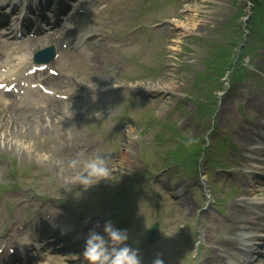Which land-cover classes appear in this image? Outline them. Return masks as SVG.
Instances as JSON below:
<instances>
[{"label": "rangeland", "instance_id": "1", "mask_svg": "<svg viewBox=\"0 0 264 264\" xmlns=\"http://www.w3.org/2000/svg\"><path fill=\"white\" fill-rule=\"evenodd\" d=\"M107 2L111 5L108 10L86 18V28H82L99 32L102 38L107 35L108 42L114 45L131 43L129 49L105 51L85 60L78 56V47H73L70 52L61 53L57 62L65 84L79 85L86 94L78 92L61 107L57 106L60 103L47 102L49 112L57 106L56 111L45 118L46 124L32 127L14 111L0 106V125H5V135L0 137V160L3 159L0 205L4 204L0 227L5 233L10 231L2 224L12 209L22 220L28 211L55 218L66 214L71 219L74 212L70 205L72 209L83 207L101 217L96 222L104 224L109 215H117L113 212L112 194L126 195L130 188L133 194L130 203L137 202L123 214L120 226L128 231V244L139 250L142 264H153L157 258L163 264H217L219 260L225 264L227 259L223 257L212 258L209 246L224 237L223 233L219 235L217 225L226 218L232 202L248 200L255 217L264 220V151L260 152L264 149V49H246L244 74L239 80L233 77L223 80L221 93L206 89V80L195 82L191 91L189 86L197 78L195 74L203 75L205 66H217V42L221 44L227 38L240 44L245 39L243 20L251 13L250 3L248 0ZM258 9L264 10V0ZM241 12L240 19L234 20ZM170 14L184 20L189 30L183 34L179 27H174L180 24L169 25L165 19ZM154 20L157 22L153 23ZM248 28L251 30L250 22ZM262 34L263 30L254 29L255 38L249 40V46L264 45L257 39ZM158 39L160 44L154 45ZM170 39L173 41L170 49L158 55L163 42ZM12 51L21 55L20 48ZM138 77L150 83L137 87L133 81ZM153 78H158V82L152 84ZM161 80L162 87L169 90L156 94L150 86H157ZM215 81L217 78L209 76L211 87H217ZM56 87L61 90L63 84ZM135 88H143L150 94L142 96ZM206 92L215 95L211 98ZM136 97L138 100H134ZM79 109L77 115L68 119V113ZM31 117L39 118V114ZM50 121L53 125L48 128ZM18 125L21 126L17 128ZM242 128L254 134L243 151ZM157 130L162 140L167 141L162 147L154 140ZM195 140L200 143L216 140L217 145L222 142L224 154L218 155L223 160L221 167L206 172L209 160L206 156L202 158L204 147L195 144ZM187 143L192 146L190 151L186 150ZM126 153H131L132 163ZM97 155L106 158L108 180L84 191L73 183L74 178L83 172L82 162ZM240 155L249 161L247 165L239 161ZM73 161L80 163L74 165ZM193 169L198 177L188 178L185 171ZM12 172L13 192L1 191L9 187ZM236 180H240V186L233 183ZM244 190L248 195L242 194ZM116 200L120 203L118 194ZM156 219L160 220L161 235L148 251L142 238ZM237 233L252 235L240 225ZM186 236L190 237L189 242L183 240ZM263 243L256 240L252 243L255 255L247 254V261L264 258ZM54 255L49 254L44 264H82V258L57 261ZM154 255L155 259H150Z\"/></svg>", "mask_w": 264, "mask_h": 264}, {"label": "clouds", "instance_id": "2", "mask_svg": "<svg viewBox=\"0 0 264 264\" xmlns=\"http://www.w3.org/2000/svg\"><path fill=\"white\" fill-rule=\"evenodd\" d=\"M80 163L73 161V164ZM83 172L74 178L73 183L80 186L84 191L99 184L102 180H108L109 169L106 158L97 155L94 158L85 160ZM97 224L90 229L80 253L82 264H142L139 250L128 244L129 234L126 229H120L111 221L103 224L102 230ZM153 264H163L158 258Z\"/></svg>", "mask_w": 264, "mask_h": 264}, {"label": "bare ground", "instance_id": "3", "mask_svg": "<svg viewBox=\"0 0 264 264\" xmlns=\"http://www.w3.org/2000/svg\"><path fill=\"white\" fill-rule=\"evenodd\" d=\"M184 2L187 0H183ZM83 9V6H78L71 14L70 17L66 18L65 21L63 22V26L60 28V32L61 30L65 29V25L67 23H69L71 21V19H75L78 15V13ZM196 16L191 17V21H194ZM174 19L178 22L181 21L180 23H177L175 20H171L170 22L172 24H180V26H174V27H179L182 31V33H186L188 29L187 26H185L183 24L184 20L182 21V19L176 18L174 16ZM53 80H50V83H52ZM158 82L157 80L155 82H153L152 84ZM163 80L160 81V83L157 86H150L151 89H153V91L156 94H161V93H166L169 89L167 87L163 88ZM144 95H149V92H141ZM24 113H28L27 110L22 111ZM80 112L79 110H74L72 113H68V117L72 118L73 116L77 115ZM48 117H39V118H34L33 121L31 123L28 124V126H38V125H44L46 124V119ZM53 125V122L50 121L49 122V126L48 128H51ZM58 125L54 126V131H55V127H57ZM47 128V129H48ZM0 129H3V132H0V137L3 138V136L5 135V126H1ZM41 130V129H40ZM242 132V139L243 142L245 143L244 146L242 147V149H246L247 145L249 146L250 142H251V137L253 136V132L251 131H247L245 128H242L240 130ZM13 132V131H12ZM11 133V132H9ZM12 135H14V132L12 133ZM4 145H6L7 143V139H4ZM129 151V150H128ZM257 151V150H256ZM126 157L127 160H129L131 163L133 161V157L131 155V153H126ZM242 163H245L244 160H240ZM233 183H237L240 186V180H236ZM253 207L251 205L248 204V202L244 201V200H237L234 201L228 208V213L226 218L224 219V221L221 224L217 225V230L219 232V235L221 233L224 234V237L221 239H218V243H217V254H222V256H224L225 258H229V259H234L236 260L234 263H246L247 261L244 260L242 258V256H246L247 254L253 252V248L252 245L248 246V247H244V253L237 255V259L235 258V253H240L239 251H232L235 249V247L238 245L240 247V244L242 243H252L255 238H250V239H244V235L238 234V226H243L245 228V230L250 231L251 233L254 234H258L261 232H264V220L261 217H255V215L253 214ZM232 237H235L236 240L232 239ZM232 251V252H231ZM231 252V254L229 253ZM220 255H217L218 257H222Z\"/></svg>", "mask_w": 264, "mask_h": 264}, {"label": "trees", "instance_id": "4", "mask_svg": "<svg viewBox=\"0 0 264 264\" xmlns=\"http://www.w3.org/2000/svg\"><path fill=\"white\" fill-rule=\"evenodd\" d=\"M219 52H220L219 54L224 55L226 53V50L225 49H221Z\"/></svg>", "mask_w": 264, "mask_h": 264}]
</instances>
